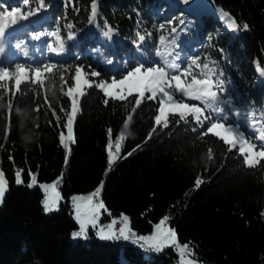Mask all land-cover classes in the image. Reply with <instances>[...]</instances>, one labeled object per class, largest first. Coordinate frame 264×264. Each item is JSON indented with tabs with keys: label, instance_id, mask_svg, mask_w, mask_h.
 <instances>
[{
	"label": "trees",
	"instance_id": "obj_1",
	"mask_svg": "<svg viewBox=\"0 0 264 264\" xmlns=\"http://www.w3.org/2000/svg\"><path fill=\"white\" fill-rule=\"evenodd\" d=\"M45 2L51 5L47 15L37 22L30 19L22 32L9 35L8 41L22 40L30 32L53 29L56 17L65 12L64 0ZM169 2L97 0L96 23L90 25L87 22L90 0H74L80 12L77 15L69 5L67 21L62 19L61 27L64 34L63 25L73 23L78 32L76 40L66 43L64 57H57L45 52L46 43L50 39L54 42V38L43 37V56L63 64L82 63L85 71H90L91 65L104 79L112 75L119 78L126 61L132 66L141 59L131 44L136 30L152 32V42L145 41L147 56L144 57L152 59L159 35H167L171 27L180 31L183 21L190 30L186 35L181 34L179 49L185 48L183 52L188 56L199 55L201 62L210 57L214 62L210 66L216 68L217 74L223 71L228 95L236 106L247 105L258 114L264 111V81L261 84L256 81L264 69V0H210L201 7L180 14L175 12L174 23L157 31L159 24L165 22L161 10L169 8ZM0 4L10 9L19 6L21 0H0ZM213 6L227 11L241 27L231 30L220 15L212 12ZM105 20L118 29L111 41L101 35V30H106L103 29ZM245 22L249 25L246 31L242 28ZM190 38H197L192 43L198 48L195 53L186 44ZM98 47L104 56L113 59L112 65L105 64L92 51ZM77 55L81 58L79 61ZM18 61H5V64L10 66ZM49 83L46 81V85ZM70 85L69 79L65 90ZM22 87L26 95L18 96L17 102L31 108L34 93L30 85ZM53 90L55 95L47 88L42 90L36 101L43 105L39 113L33 112L31 116L18 113L23 118L22 125L15 112L9 124L6 109L0 108V163L9 180L0 205V264H180L181 258L172 247L146 255L135 244L127 243L122 251L116 241L99 239L96 229L91 227L87 232L88 241L72 238L71 233L79 230L72 196L94 191L101 181L104 182L101 197L111 213L105 212L104 217L126 214L132 230L151 234L155 223L168 215V224L178 233L179 242H191L194 255L183 259L195 260L197 264H264V216L261 215L264 161L248 168L236 150L229 153L227 146L211 135L201 139L198 132L202 129L194 133L193 124L177 125L176 117H171L169 129L157 128L148 139L158 105L146 100L125 133L117 162L107 171L106 130L113 129L114 144L115 137L123 131L122 122L130 107H126L127 102L111 100L104 105L102 92L93 87L80 100L81 110L74 123L75 143L70 145L71 155L65 164L59 134L63 131L67 135V132L59 106L67 107L69 101L61 95L58 78ZM44 95L61 116L59 127L51 109L44 105ZM240 123L246 136L254 135ZM25 133L29 134L25 140L34 142L26 144L22 139ZM209 147L214 153L211 161L207 158ZM128 152L132 155L123 158ZM19 169L24 170L25 183L21 185L14 179ZM29 171L37 173L40 183H51L62 175L59 187L64 200L56 210L44 212L45 194L40 183L27 187ZM197 176L204 182L193 190Z\"/></svg>",
	"mask_w": 264,
	"mask_h": 264
},
{
	"label": "snow or ice",
	"instance_id": "obj_2",
	"mask_svg": "<svg viewBox=\"0 0 264 264\" xmlns=\"http://www.w3.org/2000/svg\"><path fill=\"white\" fill-rule=\"evenodd\" d=\"M181 2L188 4L190 0H181ZM69 5L78 15L80 9L75 6L74 0H64L65 12L63 16L56 17L55 25L51 31L29 33L32 41H40L42 37L54 38V42L50 39L46 43V53L56 56L66 53V43L76 40L78 36V32L74 30L75 25L71 22L63 25L64 34H62L61 20L67 21ZM50 7L51 5L47 4L45 0H21L19 6H13L10 9L0 4V108L6 109L9 124H11L13 112L18 116L20 125L23 124V118L18 114L19 112L29 116L33 112L39 113L43 105L36 101L39 100L41 92L45 88L51 91L52 95H55L53 89L58 78L61 95L67 97L69 101L67 107L63 104L59 106V112L64 117L63 128L67 132V135L63 131L59 134V143L65 152V164L68 163L71 155L70 145L75 143L73 130L75 120L81 110L80 100L86 95L87 90L93 87L102 92L104 105L107 106L111 100L127 102L126 107H130L122 122L123 131L115 137L114 144L113 129L109 127L106 130L107 171H111L117 162L118 154L122 150V142L125 140V133L129 130L134 114L146 100L154 101L158 105L153 116L154 123L148 133V139L157 131V128L161 131L169 129L173 122L171 117H176L175 123L177 125L181 122L185 125L193 124L191 131L194 133H197L198 129H202L203 131L198 132L201 139L211 135L226 145L229 153L236 150L246 167L254 168L261 161H264V111L258 114L255 109H249L247 105L236 106L231 95H228L223 71L217 74L216 68L210 66L214 63L210 57H205L204 61L201 62L199 55L188 56L182 55L180 51H175L180 47L179 38L181 34L186 35L190 30L183 21H181L180 31L177 27H171L167 35H159L152 59H144L147 56L145 41L147 39L149 43L152 42V32L145 30L142 33L140 30H136L131 44L141 59L136 60L132 66H129L126 61L123 65L124 71L119 74V78L112 75L109 79H104L101 78L102 73L92 68L91 65L88 66L90 71H85V65L82 63L63 64L46 58L43 54L37 63L36 58L30 55L29 48L23 40L13 44L16 50L22 52L23 62L18 61L10 66L6 65L3 57L6 52L8 30L24 22H29L31 18L38 17L41 12H46ZM90 9L87 22L92 25L96 23L98 15L97 0H90ZM221 11L222 15L228 19V27L231 30L235 31L241 27L227 11ZM173 23L174 19L162 22L157 31L165 30L167 26ZM153 27L155 28L156 25ZM242 28L246 31L249 29V25L245 22L242 24ZM103 29L106 30H101V35L108 41H111L113 34L118 33V29L108 24L106 20ZM35 50L39 52V48ZM92 51L102 58L105 64L112 65L114 63L113 59L104 56L99 47ZM219 51L223 53V49H219ZM80 59V56L77 55L76 60L79 61ZM261 73L264 74V69H261ZM69 79L71 85L67 86L65 90ZM46 81H50V83L46 85ZM230 82L229 80L228 83ZM9 84L11 87L8 86ZM25 84L30 85V90L34 93V106L31 108L28 105L21 106L17 102L18 96L26 95L22 87ZM130 97L133 99L130 100ZM43 102L51 109L57 127H59L61 116L57 114L55 108H51V102L47 95H44ZM240 122H243L244 126L249 128L254 135L246 136L240 130ZM28 135L27 133L23 134V138L27 139ZM113 147H115V151H113ZM130 155L132 152H128L123 158ZM207 158L209 161L214 158L211 147L207 150ZM9 159L11 160L12 157L9 156ZM23 172L24 170L19 169L14 173L17 185L25 183ZM28 176L27 187L32 188L37 185V174L29 171ZM61 179L62 175L51 183L39 184L45 194L42 201L45 213L52 212L57 208L61 199V194L57 190ZM203 182L201 177L197 176L194 180L193 190L199 188ZM8 184L5 173L0 170V204L3 203ZM103 188L104 182L101 181L91 193L74 195L71 198L75 220L79 225V230L71 233L72 238L87 239L89 227L97 228L101 210L111 215L104 201L100 198ZM261 215L264 216V212ZM169 219L168 215H164L155 223L154 230L150 235H139L130 228L129 217L122 214L119 221L112 219L109 224L100 227L97 236L103 240L123 239L124 241H132L148 251L160 252L165 247H172L181 258L180 264H197L195 260L183 259L194 255L191 242H179L176 230L167 226ZM117 223L121 225L118 230L115 228Z\"/></svg>",
	"mask_w": 264,
	"mask_h": 264
},
{
	"label": "rangeland",
	"instance_id": "obj_3",
	"mask_svg": "<svg viewBox=\"0 0 264 264\" xmlns=\"http://www.w3.org/2000/svg\"><path fill=\"white\" fill-rule=\"evenodd\" d=\"M210 3V0H199L197 3H195L193 6H195V7H201L203 4H209ZM175 5H181V4H177V3H174ZM182 6V5H181ZM183 8H185L184 6H182ZM192 7V6H191ZM177 11H179L178 12V14H180L181 13V11H183L182 9H180V8H175L174 10H172V11H168V8H164V9H162L161 10V15H163L164 16V18H165V22H167L168 20H172L173 19V15H174V13L175 12H177ZM216 12L218 15H220L221 16V18H222V21L224 22V24L225 25H227L228 26V19L226 18V17H224L223 15H222V11L219 9V8H217L216 6H213L212 7V12ZM45 15H47V11L46 12H41L40 13V15L38 16V17H33V18H31V20L32 21H34V22H37V21H41V19H42V17L43 16H45ZM26 24H27V22H24V23H22L21 25H19V26H14L8 33H7V36H9V35H11V34H13V32L15 33V31H17V32H22V30H23V28H24V26H26ZM196 39L197 38H190L189 40H187L186 41V44H188V46L189 47H191V51L192 52H196L198 49H197V47H195V46H193L192 45V43L194 42V41H196ZM23 41H25L26 42V44H27V46H28V48H29V51H30V55L31 56H33V57H35L36 55L39 57V58H41L42 57V55L41 54H43L42 53V51H41V49L43 50V46H42V42H43V37L41 38V40L40 41H32L31 39H30V37H29V35L27 36V37H25V38H23L22 39ZM19 41H21V39H19V38H17L16 40H13V41H6V52H5V54H4V57H3V59H9V58H13V59H18L19 58V56L20 55H22V52L21 51H19V50H16L14 47H13V44L14 43H16V42H19ZM36 48H39V52H37L35 49ZM185 49V48H184ZM184 49H179V50H177V51H180L181 53H182V55H186V53H184L183 52V50ZM257 81V83L258 84H261V83H263V81H264V74H260L259 75V77H258V79L256 80ZM188 102H190V103H198V102H196V101H188ZM241 131H243V129L241 128L240 129ZM244 132V131H243ZM73 133H74V130H73ZM245 133V132H244ZM246 135V134H245ZM0 170H3L2 169V166H1V163H0ZM32 173H35V172H32ZM35 174H37V173H35ZM37 178H38V175H37ZM8 180V179H7ZM8 182H9V180H8ZM40 182H39V180H38V183H37V185L39 184ZM8 187H9V184H8ZM57 190L60 192V194H61V199H60V201L58 202V205H57V208L59 207V205H60V203L64 200V196L62 195V193H61V190H60V187H59V184H58V188H57ZM91 193V192H90ZM87 194H89V193H87ZM75 195H86V194H75ZM74 196V195H73ZM72 196V197H73ZM101 199H102V197H100ZM103 200V199H102ZM105 203V202H104ZM1 205V204H0ZM105 206H106V204H105ZM74 209V208H73ZM104 211L103 210H101V217H100V219H99V221H98V224H97V228H95L96 229V232H98V229L100 228V227H102V226H105V225H107V224H109L110 222H111V220L112 219H116L117 221H119V219H120V217H121V215H119V216H114V217H104ZM124 215H126V214H124ZM121 225L119 224V223H117L116 225H115V228L118 230L119 229V227H120ZM129 226H130V228H131V223H130V219H129ZM167 226H169V227H171L169 224L167 225ZM90 228V227H89ZM172 228V227H171ZM174 229V228H173ZM134 231V230H133ZM88 232V231H87ZM135 232V231H134ZM138 234V233H137ZM139 235H150V234H139ZM98 237V236H97ZM78 238H75L74 240H77ZM100 239V238H99ZM87 241H88V239H86ZM101 240H103V239H101ZM114 241H116L119 245H120V247H121V249H122V251H123V249H124V245L125 244H127V243H130V244H134L132 241H124L123 239H119V240H116V239H113ZM103 241H108V240H103ZM136 246H138L139 248H141L139 245H137V244H135ZM167 248V247H166ZM168 248H170V247H168ZM144 252H145V254L146 255H149V254H151V252L152 251H148V250H145V249H143V248H141Z\"/></svg>",
	"mask_w": 264,
	"mask_h": 264
},
{
	"label": "bare ground",
	"instance_id": "obj_4",
	"mask_svg": "<svg viewBox=\"0 0 264 264\" xmlns=\"http://www.w3.org/2000/svg\"><path fill=\"white\" fill-rule=\"evenodd\" d=\"M199 0H190V3H188V4H183L182 2H181V0H173V4L174 3H179V4H181L182 6H184L186 9H191V8H193V7H195V6H193L195 3H197ZM181 5H177L178 7H180ZM181 6V7H182ZM192 6V7H191Z\"/></svg>",
	"mask_w": 264,
	"mask_h": 264
},
{
	"label": "water",
	"instance_id": "obj_5",
	"mask_svg": "<svg viewBox=\"0 0 264 264\" xmlns=\"http://www.w3.org/2000/svg\"><path fill=\"white\" fill-rule=\"evenodd\" d=\"M174 8H181L183 11H187L186 8H183V7H178L177 5L173 4V0H170L169 2V9H174Z\"/></svg>",
	"mask_w": 264,
	"mask_h": 264
},
{
	"label": "clouds",
	"instance_id": "obj_6",
	"mask_svg": "<svg viewBox=\"0 0 264 264\" xmlns=\"http://www.w3.org/2000/svg\"><path fill=\"white\" fill-rule=\"evenodd\" d=\"M22 139L24 140V142H25L26 144H30V143L34 142L33 139L25 140L23 137H22Z\"/></svg>",
	"mask_w": 264,
	"mask_h": 264
}]
</instances>
